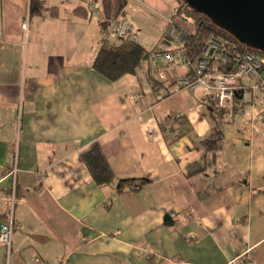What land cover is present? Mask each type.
Returning <instances> with one entry per match:
<instances>
[{
    "label": "crops",
    "instance_id": "crops-1",
    "mask_svg": "<svg viewBox=\"0 0 264 264\" xmlns=\"http://www.w3.org/2000/svg\"><path fill=\"white\" fill-rule=\"evenodd\" d=\"M36 1L56 15L0 0V224L16 186L0 264H264V90L219 114L209 96L178 84L188 66L157 83L145 61L110 82L91 68L99 48L134 41H106L101 13L79 17L78 3ZM174 9L127 0L145 52ZM95 145L114 176L103 187L80 158ZM128 177L147 183L117 191Z\"/></svg>",
    "mask_w": 264,
    "mask_h": 264
},
{
    "label": "built area",
    "instance_id": "built-area-1",
    "mask_svg": "<svg viewBox=\"0 0 264 264\" xmlns=\"http://www.w3.org/2000/svg\"><path fill=\"white\" fill-rule=\"evenodd\" d=\"M69 3H78L86 6L93 13L100 12L99 0H66ZM178 11L174 9L167 18L166 29L157 45L147 57L146 63L154 78L158 81L166 80L168 70L179 66H188L182 57L180 47L184 43L187 32L178 30L174 17ZM26 22L23 24L25 27ZM112 32L117 39H128L136 42L138 34L133 24L125 17L120 16L112 25ZM223 68L218 71L217 68ZM243 79H249L251 84L245 86ZM178 84L186 89L200 90L211 97L217 108L232 110L235 99L250 101L251 94L248 90H264V56L254 54L246 46L239 43H229L226 40H208L199 60L193 69V75L178 80ZM140 95H133L138 98ZM15 183H13L7 201V221L0 224V244L8 250L14 222V206L16 202ZM36 264H54L51 260L35 259Z\"/></svg>",
    "mask_w": 264,
    "mask_h": 264
},
{
    "label": "trees",
    "instance_id": "trees-1",
    "mask_svg": "<svg viewBox=\"0 0 264 264\" xmlns=\"http://www.w3.org/2000/svg\"><path fill=\"white\" fill-rule=\"evenodd\" d=\"M100 13L105 23H114L124 14L123 10L127 0H99ZM187 5V4H186ZM181 3L177 1L178 14L183 10H191L190 16L193 18V27L191 31L187 32L184 43L180 47L183 59L189 63L190 72L188 76L193 75V69L200 58L201 51L208 40H226L229 43H239L240 46H246L254 54L264 56V52L254 49L235 38L230 32L224 30L222 27L214 23L207 15L196 11L192 7H182ZM48 9L50 16H55V7L47 8L40 6L36 0H29V14L35 11L41 12ZM72 12L79 17H87L89 11L86 6L77 4ZM151 52H145L144 49L137 43L131 42L126 45L118 47L102 46L99 48L91 68L99 75L103 76L110 82H114L121 77L133 74L142 63H144ZM218 71L223 68H217ZM154 82L162 83L153 78ZM211 98V97H210ZM214 106L217 108L215 102L211 99ZM218 113H222V109L218 108ZM204 144L209 152L214 155L218 150L216 140L208 138L205 139ZM80 158L87 167L91 177L97 186L103 187L110 185L113 180V172L98 145L92 146L88 150L81 153ZM202 170V169H199ZM147 181L141 178L128 177L119 179L116 184L117 191L121 192L124 187L130 188L134 191Z\"/></svg>",
    "mask_w": 264,
    "mask_h": 264
},
{
    "label": "water",
    "instance_id": "water-1",
    "mask_svg": "<svg viewBox=\"0 0 264 264\" xmlns=\"http://www.w3.org/2000/svg\"><path fill=\"white\" fill-rule=\"evenodd\" d=\"M240 42L264 52V0H186Z\"/></svg>",
    "mask_w": 264,
    "mask_h": 264
},
{
    "label": "rangeland",
    "instance_id": "rangeland-1",
    "mask_svg": "<svg viewBox=\"0 0 264 264\" xmlns=\"http://www.w3.org/2000/svg\"><path fill=\"white\" fill-rule=\"evenodd\" d=\"M177 1L181 3V6L182 7L188 8V5H186V0H169V2L172 4V6H174V8H177ZM53 3H55V2L49 0V4H53ZM56 4L59 5V2H56ZM190 13H191V10H183L176 17H174V20L175 21L176 20L179 21V23L181 24V26H186L189 29H192V27H193V18L190 16ZM94 21H96V20L94 19ZM138 26H140V25H138ZM136 27H135V29L139 33L140 31ZM101 35H102L103 38H105L106 41H109V42L116 41L115 36H114V34L112 32V27L109 24L104 27V30H102V32H101ZM109 42H107V43H109ZM184 69L186 70L187 68L185 67Z\"/></svg>",
    "mask_w": 264,
    "mask_h": 264
}]
</instances>
